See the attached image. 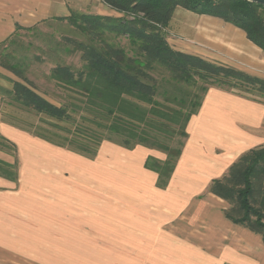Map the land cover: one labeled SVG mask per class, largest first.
I'll use <instances>...</instances> for the list:
<instances>
[{
	"label": "crops",
	"instance_id": "0c3cea01",
	"mask_svg": "<svg viewBox=\"0 0 264 264\" xmlns=\"http://www.w3.org/2000/svg\"><path fill=\"white\" fill-rule=\"evenodd\" d=\"M73 11L124 15L103 0H0V43ZM165 32L174 50L264 79V52L220 17L177 6ZM0 76L5 88L16 79ZM33 117L0 93V136L18 160L16 180L0 176V264H264L262 236L227 219L208 190L264 145V99L210 87L165 188L144 167L163 151L103 140L87 157L33 135ZM9 147L0 159L13 162Z\"/></svg>",
	"mask_w": 264,
	"mask_h": 264
},
{
	"label": "trees",
	"instance_id": "16d2710c",
	"mask_svg": "<svg viewBox=\"0 0 264 264\" xmlns=\"http://www.w3.org/2000/svg\"><path fill=\"white\" fill-rule=\"evenodd\" d=\"M122 17L73 11L55 21L81 38L63 36L66 54L80 65L56 62L47 80L64 90L54 103L37 91L19 61H11L8 41L0 43V67L12 72L10 88L0 87L10 105L39 118L32 134L52 144L94 157L103 140L126 148L143 145L163 151L164 160L147 156L144 167L157 173L165 188L188 136L186 126L210 87L253 100L264 99V79L231 66L174 50L165 28L174 8L222 18L241 28L264 52V5L249 0H103ZM36 27L16 30L30 31ZM0 136V149L10 145ZM0 159V176L16 180L18 160ZM209 192L228 203L227 219L264 241V145L243 152Z\"/></svg>",
	"mask_w": 264,
	"mask_h": 264
},
{
	"label": "rangeland",
	"instance_id": "374dc122",
	"mask_svg": "<svg viewBox=\"0 0 264 264\" xmlns=\"http://www.w3.org/2000/svg\"><path fill=\"white\" fill-rule=\"evenodd\" d=\"M65 35L81 38L77 32H70L67 24L49 21L30 31L19 32V35L13 38L12 43L6 44L7 51L13 55V58H10L11 61H19L21 68L24 69V74L33 82L37 91L54 103L62 101L61 95L64 90L57 88L47 80L46 76L51 67L56 62L72 64L75 67L80 65L77 53L70 55L63 51L60 41ZM12 75L14 74L12 73ZM4 81L11 86L9 80L4 79ZM29 119L31 117L27 115L28 122ZM41 124L39 118L34 116L32 130L35 125Z\"/></svg>",
	"mask_w": 264,
	"mask_h": 264
},
{
	"label": "water",
	"instance_id": "95a60500",
	"mask_svg": "<svg viewBox=\"0 0 264 264\" xmlns=\"http://www.w3.org/2000/svg\"><path fill=\"white\" fill-rule=\"evenodd\" d=\"M249 1H254V2H258L264 5V0H249Z\"/></svg>",
	"mask_w": 264,
	"mask_h": 264
}]
</instances>
